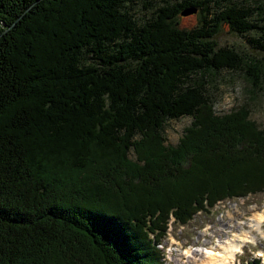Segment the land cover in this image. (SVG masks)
<instances>
[{"label":"trees","instance_id":"16d2710c","mask_svg":"<svg viewBox=\"0 0 264 264\" xmlns=\"http://www.w3.org/2000/svg\"><path fill=\"white\" fill-rule=\"evenodd\" d=\"M126 1L0 0V264H165L171 218L264 194V130L244 107L216 115L202 80L260 87L262 62L214 38L227 25L264 52V7L161 0L139 24Z\"/></svg>","mask_w":264,"mask_h":264},{"label":"rangeland","instance_id":"374dc122","mask_svg":"<svg viewBox=\"0 0 264 264\" xmlns=\"http://www.w3.org/2000/svg\"><path fill=\"white\" fill-rule=\"evenodd\" d=\"M176 1L181 0H171V3ZM232 3L252 7L259 3L264 7V0H232ZM125 5L131 15L137 19V23L141 24L153 17L155 9L163 6L164 3L161 0H127ZM199 18L198 13L189 16L179 14L176 17V23L179 28L189 29L196 26ZM222 26L221 32L214 38L218 46L234 48L245 57L261 61L263 68L261 84L259 88H253L246 80V73L243 70H222L206 74L202 78L206 87L205 93L211 97L216 115H228L244 107L249 110V120L255 122L259 129L264 130V52L253 48L249 43V39L256 37L254 33L238 35L229 30L227 25ZM190 122L191 117L187 116L168 120L163 129L165 144L176 145ZM262 208H264V194H257L244 199L219 202L211 212L194 215L195 217L183 227L173 223L171 219L167 237L159 246L165 253V264H183L182 254L186 250L192 252L188 259L189 264H199L205 256L202 253L205 254L212 248H221L226 235L228 236L226 238L233 239L235 235H229L239 233L241 228H247L246 224L250 216ZM236 224L241 227L238 228ZM251 226L250 223L249 229ZM262 231L264 232V223ZM251 242V244L243 242L232 264H246L253 259H260L264 263V234L260 231L254 233V239ZM204 249L205 252H203Z\"/></svg>","mask_w":264,"mask_h":264},{"label":"bare ground","instance_id":"6f19581e","mask_svg":"<svg viewBox=\"0 0 264 264\" xmlns=\"http://www.w3.org/2000/svg\"><path fill=\"white\" fill-rule=\"evenodd\" d=\"M250 217L251 218L248 219L247 224H246L247 228H241L242 230H240L239 233L235 232V233L229 235V236L235 235L234 238L231 240L229 238H226V237H228L226 235L225 241L222 243L221 248L220 247L219 248H212L209 251H207L205 254L202 253L205 256L201 259L202 261L199 264H227L228 262H230V264H232L231 262L235 261L234 257H236L237 252L242 248L243 242L250 243L251 240L254 239V233H256L258 231H260V233L264 234V232L262 231V225L264 223L263 222L264 221V208H262L259 212L252 214V216H250ZM250 223L252 224L251 229H249ZM236 226L238 228L241 227L239 224L238 225L236 224ZM243 230H245V231H243ZM249 240H250V242H249ZM216 249H218V250H216ZM203 252H205V249ZM191 253H192L191 251L186 250L182 254V259L184 260L182 262L183 264H189L188 259L191 255ZM192 264H195V263H192Z\"/></svg>","mask_w":264,"mask_h":264},{"label":"water","instance_id":"95a60500","mask_svg":"<svg viewBox=\"0 0 264 264\" xmlns=\"http://www.w3.org/2000/svg\"><path fill=\"white\" fill-rule=\"evenodd\" d=\"M197 11L195 10V8H189V9H186L184 10L182 13H181V16H188V15H192V14H195Z\"/></svg>","mask_w":264,"mask_h":264}]
</instances>
